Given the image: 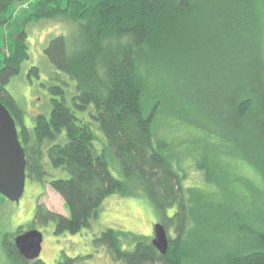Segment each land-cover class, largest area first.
I'll use <instances>...</instances> for the list:
<instances>
[{"label":"trees","instance_id":"16d2710c","mask_svg":"<svg viewBox=\"0 0 264 264\" xmlns=\"http://www.w3.org/2000/svg\"><path fill=\"white\" fill-rule=\"evenodd\" d=\"M23 1L0 0V44L11 24L18 31L12 37L17 54L7 56L0 47V101L17 122L27 176L42 186L50 184L71 210L64 216L37 204L32 223L53 221L56 235L80 234L91 229L108 197L130 193L128 180L134 179L168 231L167 253L162 254L151 238L135 239L132 248L123 246V233L110 228L93 235L95 249L106 248L124 264H264V208L255 203L252 191L263 192L264 204L256 174L260 173L264 187V165L257 159L264 155V145L255 144L259 131H252L249 123L239 128L227 123L218 135L198 128L191 166L201 178L189 183L191 174L181 167L172 142L157 127L164 110L147 94L152 81L157 90L166 89L199 111L211 113L210 102L221 98L220 89L227 86L228 78L241 82V88L251 67V71L262 69V58L252 65L249 56L237 54L248 33L243 21L258 5L264 10V0H210L215 12L224 15L223 28L219 16L209 18L213 13L205 7L206 0H36L29 11L16 15V5ZM46 18L69 22L71 29L51 37L45 48L56 84L49 87L48 115H38L28 126L26 110L7 86L30 57L29 25ZM224 31L230 32L229 46L223 43ZM245 46L249 49L251 44L245 41ZM208 50L219 54L215 56L220 61L229 50L228 77L215 92L204 86L196 91L193 71L200 63L198 57L204 58ZM226 62H220L218 77ZM240 62L245 69L241 81L236 70ZM163 70H170L176 82L165 79ZM32 71L36 73L37 67ZM186 78L192 90L179 84ZM65 88L71 91L70 102ZM241 93L245 94L236 107L239 118L252 111L254 100L252 89ZM233 119L229 116V121ZM239 150L243 158L236 154ZM221 155L236 160L225 162ZM110 156L120 164L122 178L111 172ZM248 157L256 178L247 175ZM59 171L67 177L55 178L52 173ZM3 246L8 257L20 264H47L20 255L13 236L3 240ZM80 257L62 251L55 264H75Z\"/></svg>","mask_w":264,"mask_h":264},{"label":"rangeland","instance_id":"374dc122","mask_svg":"<svg viewBox=\"0 0 264 264\" xmlns=\"http://www.w3.org/2000/svg\"><path fill=\"white\" fill-rule=\"evenodd\" d=\"M35 1L36 0H26L18 3L16 5V15H19L25 10L29 11L30 5ZM205 7L208 11L212 8L211 12L213 14L209 18H218L219 14L215 12V5H212L210 0H206ZM254 9L253 13L248 12L251 15L247 21L246 19L243 21V24L247 25L246 28L248 33L246 37L244 35V41L242 42L243 48L241 49L240 54L237 55H240L241 57L242 54H246V58L247 56L250 58L248 63L250 64L251 62L252 65L257 64L262 58V69L260 72L255 68L251 71V67L248 76L245 78V69H241L244 62H240V66L236 69L237 76L240 81L245 78L244 84L240 88L239 83L241 82H237V80L230 82L228 78L227 86L220 89L222 91L220 95L221 98L210 102V108H212L211 113L199 111V109L195 108L186 98L180 97L176 94V96H174L172 92L170 94L166 89L157 90L154 83L149 80V91L147 92V94H149L148 97L150 96V100L154 99V101H157L155 104L161 105L164 110L161 112V107H159L161 113L158 118L157 127H159L162 134L167 136L172 142V150L174 149V154L181 167L191 174L192 179L189 180V183H193L195 180L197 182L201 178L200 175L194 172V169L191 166V154L194 152V149L198 144V128L204 129L207 134L210 133L211 135L214 133L218 135L221 130L223 132L225 129L224 126L227 123L234 124L236 128H239L240 125L246 126L249 123L251 125L248 127L252 131H259H256L258 133V139L255 142L256 146L259 147L264 145V50H262V39L264 42V10H261L259 5ZM219 17L220 23L222 24L221 27L223 28V13ZM58 19L46 18L37 20L29 25V38L26 42L29 49L28 57H30L21 66L19 74L13 77L7 86L8 91L26 110L24 123L28 126L34 125L35 118L38 115H48L50 111L49 101L51 92L49 87L56 84V77L55 71L50 65L44 51L51 37L69 32L71 29L69 22ZM11 25L12 26L9 27L8 30H5L4 40L0 44V47L4 50L7 56L17 54L16 46L12 42V37L17 34L18 31L15 28L16 25ZM11 28L12 30H10ZM250 29L253 30L250 32ZM224 32L225 38L223 39V43L229 46L232 43L230 32ZM245 41L251 44L249 49H246ZM229 54L230 52L227 50L222 61L216 60V56L219 57V54L210 50L206 52L204 58L198 57L200 63L193 71L196 91L200 89L203 90V86L206 90L208 88L214 90L216 87L224 85V82L228 77L229 61L227 60ZM220 62L226 63H224L222 67V75L218 77L217 68L220 67ZM34 67H37L38 69L36 73L32 71ZM162 74L165 79L176 82V78L175 76H172L170 70H163ZM179 84L184 89H193V85H191L188 78L181 79ZM247 88L254 91V93H251L254 95V100L252 101L253 109L251 112L249 111L248 114H244L239 118L236 115V110H238L236 107L238 100L245 94H242L241 91H244ZM65 90L68 95L67 100L70 102L69 94L71 91L67 88H65ZM215 91L216 90H214V92ZM53 92L54 91L52 90V93ZM257 93L258 96L255 98V94ZM206 103L208 102L205 101V104ZM228 107L230 108L229 110H227ZM229 116L232 118L234 117L235 120L233 119V121H229ZM162 117L165 119H162ZM205 123H207V125H203ZM210 144L211 146H214L211 142ZM220 151L224 152L225 149H221ZM236 154L243 158L240 150L237 151ZM257 157L261 164L264 165V162H262L264 160V155H258ZM109 159L111 172L116 177L122 178L123 173L116 158L110 156ZM220 159L225 162L236 160L235 157L228 158L225 155H221ZM249 160L251 159L248 157L246 161V166L248 168L246 169V172L248 173L247 175L250 178H256L253 176L255 173L252 168H249ZM47 166L48 165H46V168L48 169ZM235 169L239 172L242 170L239 164L235 165ZM54 172L57 171L54 170ZM52 174L55 178L67 177V173L63 171ZM256 174L258 178V185H256L259 186L260 184V187L264 189L262 183H259V179H261L260 173L257 172ZM128 182L130 193L125 196L112 195L108 197L99 210L98 217L92 220L91 229H84L82 233L75 235L68 233L56 235L55 224L53 221L48 223H34L35 225L32 223L37 204H41L47 207L46 209L64 216H69L71 210L64 198L50 184L42 186L34 178L27 176L26 189L19 202H12L3 195L4 198L0 196V264H19L15 259L8 257L3 246V240L7 238L11 240L12 236L20 229L22 232L27 231L31 226H36L35 229L40 230L44 234L43 249L39 258L47 264H55L62 251L70 257H72L74 253L80 252L79 255L81 257L77 259L75 264H124L121 261H116L106 248L99 247L95 249L93 245V235H99L102 231L109 228L115 229L116 231H121L123 233L122 245H128L127 247L130 246V248H132L134 241L137 238L153 239L154 225L162 221L158 210L151 202L144 189H142L134 179H130ZM252 191L256 194L254 200L255 203L264 208V204L261 202L263 192L258 189H253ZM173 211L174 210L169 213L172 214Z\"/></svg>","mask_w":264,"mask_h":264},{"label":"water","instance_id":"95a60500","mask_svg":"<svg viewBox=\"0 0 264 264\" xmlns=\"http://www.w3.org/2000/svg\"><path fill=\"white\" fill-rule=\"evenodd\" d=\"M27 158L19 138L15 118L8 107L0 101V193L12 202L22 198L27 181ZM44 234L38 229H30L19 234L14 243L19 253L28 260L40 257ZM153 245L166 254L169 249V234L165 226L154 225Z\"/></svg>","mask_w":264,"mask_h":264},{"label":"flooded vegetation","instance_id":"af4514ba","mask_svg":"<svg viewBox=\"0 0 264 264\" xmlns=\"http://www.w3.org/2000/svg\"><path fill=\"white\" fill-rule=\"evenodd\" d=\"M30 229H32V228H30ZM30 229H28V230H30ZM27 230V231H28ZM24 232H26V231H23L22 232V230L20 229L16 234H14L13 235V245L15 246V248H16V250L18 251V249H17V247H16V245H15V243H14V239L16 238V236L17 235H19V234H22V233H24ZM42 249H43V243H42ZM6 251V250H5ZM18 253H19V251H18ZM20 254V253H19ZM80 254V252H76V253H74L73 254V256L72 257H77L78 255ZM21 255V254H20ZM25 258V257H24ZM16 261V260H15ZM32 261V260H31ZM19 264H20V262L19 261H17Z\"/></svg>","mask_w":264,"mask_h":264}]
</instances>
